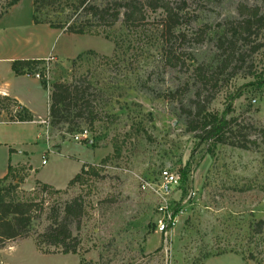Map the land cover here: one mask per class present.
Returning <instances> with one entry per match:
<instances>
[{
	"label": "rangeland",
	"instance_id": "374dc122",
	"mask_svg": "<svg viewBox=\"0 0 264 264\" xmlns=\"http://www.w3.org/2000/svg\"><path fill=\"white\" fill-rule=\"evenodd\" d=\"M14 1L0 0V19L22 1L17 10L23 18L34 11V0ZM89 1L104 6L109 0ZM170 1L181 6L184 16L174 37L163 33L162 11L148 12L138 28L120 21L100 36L60 35L53 54L73 59H50L35 68L49 94L54 83L89 86L97 119L93 126L84 121L79 127L54 125L50 103L45 117L32 115L42 128L31 156L36 174L24 164L1 187L8 200L81 197L86 206L79 232L82 249L78 255H44L33 238L17 240L0 250V264H264V30L247 41L229 32L224 37L230 23L241 19L240 5L264 4ZM70 4L45 7L41 18L64 20L73 10ZM28 19L14 22L13 28L24 32ZM11 21L5 19L3 26ZM233 51L236 56L228 59ZM200 66L220 87L209 113L221 116L231 104L229 118L236 119L231 140L245 149L200 144L196 133L188 131L186 110L201 88L194 71ZM20 111L14 100L0 97V120L17 122ZM43 160L49 164L43 166ZM84 164L100 166L99 177L86 176L84 185L68 189ZM166 169L180 177L167 198L159 190ZM44 183L64 194L43 195ZM162 207L174 222L163 234ZM44 227L42 221L34 229Z\"/></svg>",
	"mask_w": 264,
	"mask_h": 264
},
{
	"label": "trees",
	"instance_id": "16d2710c",
	"mask_svg": "<svg viewBox=\"0 0 264 264\" xmlns=\"http://www.w3.org/2000/svg\"><path fill=\"white\" fill-rule=\"evenodd\" d=\"M64 1L71 2L70 5L73 9L69 15L65 16L64 20L53 22L41 18L43 8L61 5ZM217 1L221 3L225 0ZM261 1L264 4V0ZM17 3L18 0H15L12 5ZM33 6L35 25L46 24L52 29L62 30L69 35L100 36L103 29H111L120 21L130 29L138 28L147 20L148 12L155 13L157 11H162L164 14L160 23L166 36L174 37L176 29L184 24V16L181 14L183 9L181 6L174 5L170 0H109L104 6L94 5L89 0H34ZM238 11L241 19L230 23L232 28L226 30L225 38L229 32L232 33V38H238L237 41H247L256 32L264 30V8L240 5ZM121 17H123L122 20ZM80 18L87 19V22H80ZM107 38L108 36H106ZM220 43L223 44L222 39ZM232 43L231 41L230 44ZM259 48L260 46H257L256 50ZM235 56L236 52L233 51L229 54L228 59ZM45 62V60H17L13 63L12 70L17 76L34 75L35 68ZM169 63L174 65L171 59ZM226 67L227 65L223 70ZM194 71L201 88L195 92L191 106L186 110L188 131L196 133L200 144H228L245 149L246 146L243 144H236L231 140L236 127V119L229 118L233 113L232 105L230 104L221 116H215L208 111L220 88L218 80L211 78L202 66ZM42 84L46 89V81L42 80ZM205 84L211 85L212 93L209 95L205 94ZM88 90L89 86L84 88L81 82L76 84L54 83L49 94V117L52 123L54 125L74 124L79 127L80 123L84 121L89 126H93L97 117ZM239 97L241 95L238 94ZM2 99L7 102L13 101L8 97ZM32 121L33 116L30 111L21 107V111L17 114V122ZM110 158L111 156H108L103 159L100 166L107 163ZM100 166L84 164L80 172L68 183V189L75 185H84L87 181L86 176L99 177ZM20 167L22 165L9 167L7 176L0 180V250L10 242L33 238L37 250L44 255H78L82 249L79 232L86 214L85 202L81 197H76L71 201L59 199L53 202L46 198H42L39 202L8 200L1 184L14 178ZM29 169L32 170L31 167ZM42 193L52 196L64 194L45 183L42 185ZM42 221L45 223V227L41 231H36L35 225ZM81 264L92 263L82 262Z\"/></svg>",
	"mask_w": 264,
	"mask_h": 264
},
{
	"label": "crops",
	"instance_id": "0c3cea01",
	"mask_svg": "<svg viewBox=\"0 0 264 264\" xmlns=\"http://www.w3.org/2000/svg\"><path fill=\"white\" fill-rule=\"evenodd\" d=\"M22 3L23 1L14 6L0 19V97H8L30 111L35 118H42L46 116L50 103L48 91L36 74L17 76L12 70L13 63L17 60L60 59L67 61L73 58L61 56L60 53L59 55L53 54V42L60 35L68 34L62 30L52 29L46 24L35 25L33 7L26 17L31 19V22L30 19L26 22L27 31L22 32L13 28L17 26L14 22H22L26 19L21 16V10H17L20 9ZM29 5L32 6V3L30 2ZM5 19L12 20L10 25H6L8 27L3 26ZM38 33L44 34L45 39H35ZM41 130L42 128L36 125V121L0 120V180L7 176L11 166L29 164L33 169L32 173L36 174L31 156L34 154L33 150L37 147V143L40 142ZM48 164L47 161L44 166Z\"/></svg>",
	"mask_w": 264,
	"mask_h": 264
},
{
	"label": "built area",
	"instance_id": "2783aa9c",
	"mask_svg": "<svg viewBox=\"0 0 264 264\" xmlns=\"http://www.w3.org/2000/svg\"><path fill=\"white\" fill-rule=\"evenodd\" d=\"M35 74L41 79V75H39L37 72ZM46 163L47 161L43 160V166L46 165ZM179 183L180 177L177 173L172 172L170 169L163 170L161 172V187H159L161 195L167 198L173 192V190L179 186ZM146 188L147 187L144 186V189ZM161 211L163 212V216L159 222V232L163 234L166 233L169 228L174 226V222L172 221L171 216H169V218L167 217V207H162Z\"/></svg>",
	"mask_w": 264,
	"mask_h": 264
}]
</instances>
